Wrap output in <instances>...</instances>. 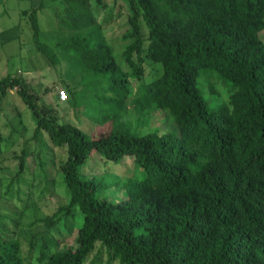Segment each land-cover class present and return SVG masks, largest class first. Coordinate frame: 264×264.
Masks as SVG:
<instances>
[{
    "label": "trees",
    "instance_id": "trees-1",
    "mask_svg": "<svg viewBox=\"0 0 264 264\" xmlns=\"http://www.w3.org/2000/svg\"><path fill=\"white\" fill-rule=\"evenodd\" d=\"M95 1L106 8L104 0ZM123 1L128 72L117 63L92 0H41L22 12L35 46L53 65L65 59L109 76L111 94L96 119L110 127L91 136L61 123L23 77L0 79V116L16 90L36 122L33 140L47 134L67 154L60 171L68 205L41 222L67 223L77 211L82 219L75 247L61 250L43 238L34 264H87L98 243L108 251L107 264H264V0ZM46 8L55 10L58 24L54 46L43 40L39 13ZM20 39V25L0 32L2 44ZM143 56L163 69L150 83ZM214 74L232 87L219 104L212 102L220 95ZM131 79L141 82L135 94ZM66 92L77 107L76 90ZM131 98L141 118L159 111L177 129L131 133L123 122ZM94 151L115 165L132 159L141 169L140 178L123 184L125 199L109 200V186L83 177ZM28 157L24 149L15 180ZM1 219L0 212V264H27L20 241L3 235Z\"/></svg>",
    "mask_w": 264,
    "mask_h": 264
},
{
    "label": "rangeland",
    "instance_id": "rangeland-1",
    "mask_svg": "<svg viewBox=\"0 0 264 264\" xmlns=\"http://www.w3.org/2000/svg\"><path fill=\"white\" fill-rule=\"evenodd\" d=\"M41 0H0V32L21 26V39L7 44L0 41V79L11 74L21 76L42 97V103L57 111L60 122L73 124L91 136H97L104 128L97 125L96 119L104 111L101 100L108 99L111 94L110 77L98 76L85 71L73 61L63 59L58 65H53L33 42L32 29L24 10H33ZM105 9H100L92 0L94 12L99 22L104 26V33L114 51L117 63L128 72L124 61V50L128 42L124 35L129 29V8L123 0H104ZM100 10V11H99ZM43 40L54 46L58 33V24L53 8H46L39 13ZM148 28L144 25V33ZM264 41V32L261 34ZM61 57L63 55L59 53ZM144 57V82L150 83L158 79L163 72L160 64H155ZM213 84L219 96H213V103L219 104L229 95L232 87L217 79L214 74ZM205 83L201 78V84ZM207 84V83H206ZM209 84V83H208ZM206 85L207 88L210 86ZM141 85L136 79H131L133 94ZM69 87L76 90L75 101L72 96L61 100L59 90L68 91ZM207 100L211 95L205 94ZM123 122L131 133L148 134L160 132L164 134L177 129L176 123L165 113L152 111L149 115L140 117L132 98L128 109L123 115ZM36 128L32 111L26 106L16 90L10 91L3 102V112L0 116V212L2 215L3 235L7 240L18 239L21 243L23 256L27 264L37 262L42 239L55 242L59 249L76 246V235L82 223L79 212L76 217L66 223L61 222L48 227L41 220L55 217L61 207L67 206L69 195L60 171L61 163L67 159L64 149L55 148L47 134L40 141H34ZM109 130V129H108ZM107 130V132H108ZM27 149L29 157L25 172L19 180L14 178L20 169L19 157ZM44 162V167L41 166ZM85 179L97 177L109 186L105 196L119 202L125 199L123 184L132 178H140L141 169H137L134 161L129 159L120 165L107 162L93 152L88 163L82 168ZM118 183V184H117ZM33 240V241H32ZM34 242L35 249L31 246ZM108 251L98 243L95 251L89 257L87 264H107ZM112 264H120L118 261Z\"/></svg>",
    "mask_w": 264,
    "mask_h": 264
},
{
    "label": "built area",
    "instance_id": "built-area-1",
    "mask_svg": "<svg viewBox=\"0 0 264 264\" xmlns=\"http://www.w3.org/2000/svg\"><path fill=\"white\" fill-rule=\"evenodd\" d=\"M59 98L61 100H66L68 98L67 92L63 89L59 90Z\"/></svg>",
    "mask_w": 264,
    "mask_h": 264
}]
</instances>
